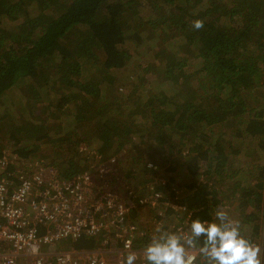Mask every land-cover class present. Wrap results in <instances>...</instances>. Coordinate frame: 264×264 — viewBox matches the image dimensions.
<instances>
[{"label": "trees", "instance_id": "16d2710c", "mask_svg": "<svg viewBox=\"0 0 264 264\" xmlns=\"http://www.w3.org/2000/svg\"><path fill=\"white\" fill-rule=\"evenodd\" d=\"M150 35L158 49L139 68L128 44ZM123 67L134 82L120 93ZM147 71L159 81L143 84ZM134 134L143 186L155 184L144 196L184 207L175 226L226 210L264 261V0H0V157L37 159L46 145L68 178L88 169L86 151L121 160Z\"/></svg>", "mask_w": 264, "mask_h": 264}, {"label": "built area", "instance_id": "2783aa9c", "mask_svg": "<svg viewBox=\"0 0 264 264\" xmlns=\"http://www.w3.org/2000/svg\"><path fill=\"white\" fill-rule=\"evenodd\" d=\"M92 153L96 158L90 171L68 178L38 158L0 157V264H110L112 256L122 264L129 251L140 255L135 264H146L141 262L144 246L157 235V227L168 225L166 216L173 220L168 231L187 233L188 216L175 226V216L187 213L184 207H175L158 190L137 200L138 192L120 170L119 156L101 160ZM142 204L154 213L145 227L134 215ZM173 208L171 215L165 214ZM79 239H94L97 245L87 249L70 244ZM140 240L147 243L140 246ZM189 251L199 264L198 252Z\"/></svg>", "mask_w": 264, "mask_h": 264}, {"label": "clouds", "instance_id": "9594fccd", "mask_svg": "<svg viewBox=\"0 0 264 264\" xmlns=\"http://www.w3.org/2000/svg\"><path fill=\"white\" fill-rule=\"evenodd\" d=\"M192 26L200 30L204 21L194 20ZM214 216L212 222L192 220L185 234L157 227V235L143 249L146 264H196L190 249L198 252L199 264H264L261 247L242 234L239 221L224 209L216 210ZM136 260L137 254L129 251L122 264Z\"/></svg>", "mask_w": 264, "mask_h": 264}, {"label": "rangeland", "instance_id": "374dc122", "mask_svg": "<svg viewBox=\"0 0 264 264\" xmlns=\"http://www.w3.org/2000/svg\"><path fill=\"white\" fill-rule=\"evenodd\" d=\"M147 10H148V7H146V6L143 7L141 14H143V16H148L149 14H148ZM134 27L135 26H133V24H132L131 28H133V30L135 29ZM136 27H137L136 29H138L139 31H141L143 33H146L148 30L146 28V26H144V25H137ZM146 35L147 34H145V36ZM159 41L160 40L157 41L156 38H154L153 36L150 35V37L148 39L149 46L142 45L140 49H137L135 46L132 48V45L128 44V47L131 49V51L133 53L132 63L138 64L139 68H142L144 65L151 64L153 61L150 60L149 56H150L152 51L154 52L155 50L158 49ZM138 46H140V45H138ZM139 52H140V54H139ZM190 64H192V63H190ZM131 68L132 67H123V68L117 69L113 72L115 81L117 79L116 85H117L118 92H120V93H125L128 88H131L129 86L125 89V84L123 83V80H122L124 77H129L130 73L132 72ZM141 75H143L146 78V79H144L143 84H146L149 82L148 85H150V86L153 85L154 81H157V80L159 81V78H160V76L158 78L157 74H153L152 72H149V71H147L146 73H143V74L141 73ZM129 81H130L129 84L134 82L133 75H130ZM141 81H142V79H141ZM16 113H18V112H16ZM140 141L141 140L139 139L138 135H136V134L132 135L130 142L126 146V149H129V152L126 155H124V157H122L120 161H118L119 162L118 164L120 166V170H121L124 178L127 180L126 174L129 172L130 176L128 179H129V184L131 185V189H135L138 193H139V189H143V185L148 180L147 177H149V173H150L149 171L145 172L142 169L141 161L137 160L138 156L144 152L142 149L143 148L142 143ZM76 151H77V153L80 152V148L77 147ZM50 154H51L50 148L46 147V145H41V146H39L38 150L35 151L34 156L37 157L38 159L45 161V162H50L51 157H52ZM95 158L96 157L92 153V150H91V154H88L85 157L84 162L82 161V163H83L82 165L84 166V168L86 167V165H90L89 163H91L93 160H95ZM139 158H141V156H139ZM53 166L56 167L55 164H53ZM90 169H91V167L89 166L88 169H85L82 172H88V171H90ZM154 185H155L154 182L147 183L145 185V189H146V187L150 188V187H153ZM165 218H166L164 220L165 223H166V221L168 223H170V220H172V219H170V217H167V216ZM65 245H66V243H62L61 246L63 247ZM111 260L112 261L110 262V264H116V263L118 264V261L116 260V258L114 256L111 257Z\"/></svg>", "mask_w": 264, "mask_h": 264}, {"label": "crops", "instance_id": "0c3cea01", "mask_svg": "<svg viewBox=\"0 0 264 264\" xmlns=\"http://www.w3.org/2000/svg\"><path fill=\"white\" fill-rule=\"evenodd\" d=\"M147 188V187H146ZM144 186H143V189H140L139 190V193H135L136 195V198L137 200L138 199H142L144 197ZM135 190V189H134ZM134 215H137L136 218H138L140 220V225L142 223V225H146V224H150L151 222V215H154L153 211H149L147 208H146V205L142 204L140 205V208H139V211L137 212H134ZM147 215V216H146ZM143 217V218H142ZM140 258V255H137V258ZM142 258V257H141ZM111 258L109 259V262H111ZM136 262V261H135ZM141 262H146L143 258L141 259ZM117 264V263H116ZM119 264V263H118Z\"/></svg>", "mask_w": 264, "mask_h": 264}]
</instances>
